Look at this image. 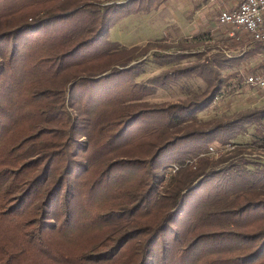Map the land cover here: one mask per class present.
<instances>
[{
	"label": "trees",
	"instance_id": "trees-1",
	"mask_svg": "<svg viewBox=\"0 0 264 264\" xmlns=\"http://www.w3.org/2000/svg\"><path fill=\"white\" fill-rule=\"evenodd\" d=\"M166 1L0 0V264H264V160L208 154L264 130V109L199 118L264 69V45L228 55L225 34L224 52L203 37L140 60L170 44L109 40ZM150 61L164 68L139 79ZM175 85L187 95L149 99Z\"/></svg>",
	"mask_w": 264,
	"mask_h": 264
},
{
	"label": "rangeland",
	"instance_id": "rangeland-1",
	"mask_svg": "<svg viewBox=\"0 0 264 264\" xmlns=\"http://www.w3.org/2000/svg\"><path fill=\"white\" fill-rule=\"evenodd\" d=\"M98 1L107 3V1L122 2L126 0ZM237 2L238 0H167L158 9H153L150 12H139L121 19L112 27L108 38L118 42L122 48L139 46L142 51H144V47L149 42L163 39L165 41L162 42L170 44V48L166 50L160 48L149 50L146 55H142L139 58L140 60L146 57L154 58V52H179L181 41L193 38L200 40L203 37L205 41L199 47L201 50L209 49V53L217 50L224 52V49H228V47H225L227 41L224 36L228 35L233 28L221 25L219 14L222 10L232 9L231 7ZM235 32L239 35V39H232V36L228 35L231 38L229 40L231 42L229 43L231 44V47H229L230 55L242 54L247 44H249L250 35L248 33L236 28ZM262 59V55H257L245 60L238 66L225 70L224 73L232 74L238 72L245 75ZM183 63H186V60ZM171 65L174 64L165 67ZM163 68L150 61L147 65L146 73L140 76L139 79L154 76ZM188 83L194 91L204 86V82L196 77L191 78ZM186 95V89L183 85H175L168 90L159 89L149 99L154 102H162L183 98ZM257 109H264V90L253 89L245 84V86L238 88L234 93L217 99L211 107L199 114V118L204 121L210 119L223 120ZM257 140H261V143L264 144V130L255 125L251 126L246 134L236 139L237 145L221 146L216 143L212 145V150L208 154L212 159L225 156H230L231 158L237 149H242V155L245 157L264 160V146L260 147L259 144L255 143ZM178 169L179 166H175V169L173 168L166 177L169 178L171 173L176 172Z\"/></svg>",
	"mask_w": 264,
	"mask_h": 264
},
{
	"label": "built area",
	"instance_id": "built-area-1",
	"mask_svg": "<svg viewBox=\"0 0 264 264\" xmlns=\"http://www.w3.org/2000/svg\"><path fill=\"white\" fill-rule=\"evenodd\" d=\"M219 22L233 28L229 35L239 39L236 29L245 31L250 37L264 45V0H238L232 9L222 10ZM230 55L229 51H226ZM245 84L253 89L264 90V69L246 75Z\"/></svg>",
	"mask_w": 264,
	"mask_h": 264
},
{
	"label": "crops",
	"instance_id": "crops-1",
	"mask_svg": "<svg viewBox=\"0 0 264 264\" xmlns=\"http://www.w3.org/2000/svg\"><path fill=\"white\" fill-rule=\"evenodd\" d=\"M237 3H238V2H237ZM237 3H236V4H237ZM236 4H235V5H236ZM235 5H234V6H235ZM234 6H233V7H234ZM231 8H232V7H231ZM228 35H229V34H228ZM229 36H230V35H229Z\"/></svg>",
	"mask_w": 264,
	"mask_h": 264
}]
</instances>
